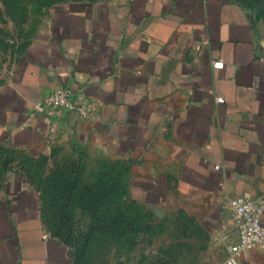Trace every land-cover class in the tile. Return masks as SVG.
Returning <instances> with one entry per match:
<instances>
[{
  "label": "crops",
  "instance_id": "0c3cea01",
  "mask_svg": "<svg viewBox=\"0 0 264 264\" xmlns=\"http://www.w3.org/2000/svg\"><path fill=\"white\" fill-rule=\"evenodd\" d=\"M61 85L95 100L98 115L61 110L48 145L34 104ZM34 166L44 179L68 166L86 182L85 169L117 174L105 209L131 218L128 233L141 231L142 208L159 220L172 211L204 234L205 263L223 264L235 232L228 198L264 194V35L249 8L241 0L53 5L0 81V264H75L72 246L45 222ZM239 258L264 264V247Z\"/></svg>",
  "mask_w": 264,
  "mask_h": 264
},
{
  "label": "rangeland",
  "instance_id": "374dc122",
  "mask_svg": "<svg viewBox=\"0 0 264 264\" xmlns=\"http://www.w3.org/2000/svg\"><path fill=\"white\" fill-rule=\"evenodd\" d=\"M60 1L65 0H0V81L15 57L34 37L49 9ZM241 1L249 8L264 35V0ZM34 167L32 176L36 181L40 179L42 187L51 175L44 179L39 168ZM101 170L85 169L86 179L97 180ZM135 217L141 222V231L127 232L120 240L109 233H95L92 247H88L82 264H207L205 249L200 248L205 236L191 220L172 211L159 220L143 208ZM84 218L80 215L74 222L77 224ZM59 222L57 216L47 215L46 224L51 234L63 239L54 226ZM109 243L108 249L102 246Z\"/></svg>",
  "mask_w": 264,
  "mask_h": 264
},
{
  "label": "trees",
  "instance_id": "16d2710c",
  "mask_svg": "<svg viewBox=\"0 0 264 264\" xmlns=\"http://www.w3.org/2000/svg\"><path fill=\"white\" fill-rule=\"evenodd\" d=\"M44 219L47 215L57 216L55 229L66 243L72 245L75 264H82L91 240L98 232H110L116 236L134 230L131 218L119 212L106 211L108 197L117 191V174L101 175L92 182H86L78 168L68 166L57 168L42 186ZM85 217L79 223L78 216Z\"/></svg>",
  "mask_w": 264,
  "mask_h": 264
},
{
  "label": "built area",
  "instance_id": "2783aa9c",
  "mask_svg": "<svg viewBox=\"0 0 264 264\" xmlns=\"http://www.w3.org/2000/svg\"><path fill=\"white\" fill-rule=\"evenodd\" d=\"M215 68L224 66L222 59L213 62ZM78 97H75L77 96ZM218 101L222 97H217ZM61 110L76 111L83 119H93L98 115V103L89 99L83 91L79 93L66 85L55 88L50 94L34 104L33 113H42L47 122L46 142L53 145L59 134L58 115ZM217 167L219 165H216ZM228 205L234 212L235 232L226 242L227 255L223 264H241L242 250L261 245L264 247V194L253 198L249 195H233Z\"/></svg>",
  "mask_w": 264,
  "mask_h": 264
}]
</instances>
